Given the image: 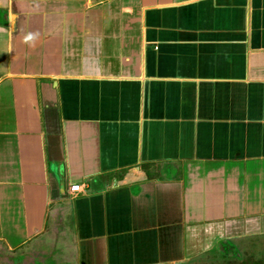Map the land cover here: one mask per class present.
I'll list each match as a JSON object with an SVG mask.
<instances>
[{
  "label": "crops",
  "instance_id": "obj_1",
  "mask_svg": "<svg viewBox=\"0 0 264 264\" xmlns=\"http://www.w3.org/2000/svg\"><path fill=\"white\" fill-rule=\"evenodd\" d=\"M238 247L264 264V0H0V264Z\"/></svg>",
  "mask_w": 264,
  "mask_h": 264
},
{
  "label": "rangeland",
  "instance_id": "obj_2",
  "mask_svg": "<svg viewBox=\"0 0 264 264\" xmlns=\"http://www.w3.org/2000/svg\"><path fill=\"white\" fill-rule=\"evenodd\" d=\"M231 249L232 248L227 249L226 253H224V252H215L213 254V257H212V261H213L212 264H252L251 262H249V261H251L250 258L252 257L250 255H248L247 261H246V259H244L243 260L244 262H242V263L239 262V260H237V259L233 260V258H230L232 256H240L241 255V253H240L241 248L240 247H238L236 249L237 251L235 249H233V250H231ZM250 251H252V250L251 249H245L244 252L245 253H249ZM231 252H232V254H231ZM245 256H247V255H245Z\"/></svg>",
  "mask_w": 264,
  "mask_h": 264
},
{
  "label": "built area",
  "instance_id": "obj_3",
  "mask_svg": "<svg viewBox=\"0 0 264 264\" xmlns=\"http://www.w3.org/2000/svg\"><path fill=\"white\" fill-rule=\"evenodd\" d=\"M71 189H72V190H76V189H78V185H73Z\"/></svg>",
  "mask_w": 264,
  "mask_h": 264
}]
</instances>
